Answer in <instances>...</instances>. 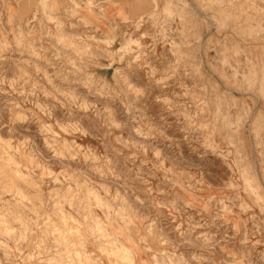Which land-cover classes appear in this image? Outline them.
I'll use <instances>...</instances> for the list:
<instances>
[{
    "label": "rangeland",
    "instance_id": "obj_1",
    "mask_svg": "<svg viewBox=\"0 0 264 264\" xmlns=\"http://www.w3.org/2000/svg\"><path fill=\"white\" fill-rule=\"evenodd\" d=\"M0 264H264V0H0Z\"/></svg>",
    "mask_w": 264,
    "mask_h": 264
},
{
    "label": "bare ground",
    "instance_id": "obj_2",
    "mask_svg": "<svg viewBox=\"0 0 264 264\" xmlns=\"http://www.w3.org/2000/svg\"><path fill=\"white\" fill-rule=\"evenodd\" d=\"M8 225V224H7ZM2 231V230H1Z\"/></svg>",
    "mask_w": 264,
    "mask_h": 264
}]
</instances>
